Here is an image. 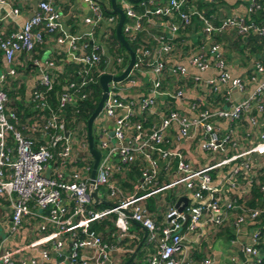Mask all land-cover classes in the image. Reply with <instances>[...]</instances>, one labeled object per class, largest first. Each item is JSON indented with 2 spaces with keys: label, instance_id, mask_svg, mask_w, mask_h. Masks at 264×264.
<instances>
[{
  "label": "built area",
  "instance_id": "obj_1",
  "mask_svg": "<svg viewBox=\"0 0 264 264\" xmlns=\"http://www.w3.org/2000/svg\"><path fill=\"white\" fill-rule=\"evenodd\" d=\"M83 1L89 8L83 17L88 29L74 33L64 28L51 0H36L18 27L5 30L3 23L20 13V5L0 0V229L4 232L0 264H118L116 253L127 250L124 244L132 220L145 230L144 240L151 244L144 257L147 264H192L191 256L184 257L183 251H193L195 241L208 230L224 227L231 230L229 243L236 244L243 257L239 262L238 256H230V264L259 263L264 194L255 204L247 199L253 183L264 190V58L256 56L248 72L232 76L222 47L211 34L233 29L264 36V25L237 13L213 23L188 5L189 0H146L140 11L119 5L124 11L122 34L133 40L145 29L153 42L139 40L132 69L123 79L107 83L100 112L109 125L96 131L94 146L99 157L90 181L93 156L87 149L85 129L64 112L66 105L73 106L87 96L89 90L83 87L93 80L92 69L105 55V46L94 40L97 24L102 20L115 24L117 16H102L101 0ZM257 8V1L248 2L247 16ZM192 15L200 21L201 36L187 62L199 71L211 64L217 69L215 76L203 80L210 93H218L224 85V93L233 88L244 96L215 107L194 97L185 102L187 113L170 104L159 106L157 96L164 71L175 75V82L178 74H188L183 63L165 67L164 55L173 48V34L190 24ZM151 17L165 24L168 34L148 32L144 21ZM50 38L63 46L68 59L81 65L79 80L62 85L54 107L44 96L53 86L55 73L48 67H53L54 59L40 61L33 54L35 46ZM20 55L25 62L44 65L28 100L34 109H47L23 119L6 90L8 80L16 78L15 59ZM107 57L104 67L97 69L98 77L105 72L118 74L126 64L122 52L112 54V60ZM143 64L149 70L145 92L121 97L122 81H132L133 70ZM183 87L179 84L166 91L176 98L183 94ZM156 113L157 120L146 122ZM241 122L248 129H242ZM192 150L204 156V164H194ZM130 165L139 173L126 188L122 181ZM102 185L104 194L99 192ZM92 190L96 200L90 195ZM181 195L185 203L179 210L174 203ZM150 197L152 208L147 203ZM111 215L113 240L107 242L90 226ZM209 263L206 257L200 261Z\"/></svg>",
  "mask_w": 264,
  "mask_h": 264
},
{
  "label": "crops",
  "instance_id": "obj_2",
  "mask_svg": "<svg viewBox=\"0 0 264 264\" xmlns=\"http://www.w3.org/2000/svg\"><path fill=\"white\" fill-rule=\"evenodd\" d=\"M16 4L20 5V13L15 17L8 18L6 22L3 23L5 30H11L15 27H18L22 21L27 17V15L31 12V9L36 0H13ZM52 3L55 5L56 8L60 11V19L64 25V28L67 29L69 32L74 33H82L88 29V25L83 21V17L89 14V8L86 2L83 0H51ZM116 4L118 2L119 5H131L134 2H138L139 0H115ZM157 1V0H156ZM251 0H200L201 5L200 8L208 13L209 19L214 23L218 21L219 18L227 15L228 13H237L240 15H247L246 7L248 2ZM196 0H189L188 5H193ZM101 5L105 8H109V0H101ZM117 4V5H118ZM194 6V5H193ZM2 8L0 7V14L2 13ZM117 16V15H116ZM199 21V20H197ZM193 21L191 26L194 24L197 25L196 22ZM110 24L105 20L100 21L94 31V40L99 41L98 33L103 31V27L106 24ZM144 26L148 32H156L161 30L168 34V29L163 23H159L156 17H151L150 19H146L144 21ZM199 30H194L195 32H188L184 35L183 31L179 30L175 34H173L172 50L164 55V65L165 67H169L170 65L176 63H183L186 68L188 69V74L184 76H180L174 80L175 75L165 74L164 71V80L162 82V91L158 94V104L162 106L164 104H170L171 106L182 109V112L190 113V111L186 108V101L192 100L194 97H200L204 100L206 105L215 106H227L230 102H233L239 98L244 96L243 92H239L236 89L231 88L228 93H224L226 90V86L221 85L220 91L217 93L209 92L203 83V80L209 76H215L217 73V69L211 64L207 69L199 71L195 67L189 65L187 62V55L194 50L196 45L195 34L201 33L200 27H197ZM217 34L218 36H211V39L216 41L221 45L223 53H224V62L226 69L232 76L236 75H243L247 71H249L252 61L258 54L250 53V54H243L239 52V47L234 43V33L233 29H226L221 32H215L213 35ZM152 36L147 34V36H141L143 41L146 43L151 44L153 42ZM100 42V41H99ZM226 45V47H224ZM103 45L102 47H104ZM106 47V46H105ZM103 48V54L107 55L109 60H112L111 55L106 48ZM40 51L34 50L33 54L38 58L40 61L43 58L49 57L55 60L56 53L63 52V46L57 45L52 38L47 39L42 45H40ZM64 53V52H63ZM246 55H248L246 57ZM55 62V61H54ZM16 64V78L14 80H8V84L6 89H16L19 88L16 93L14 94V99L20 101L27 107H31L32 104L29 102L30 91L39 76V68H44V65L39 62V64H33L29 61L25 62L22 56H18L15 59ZM3 64L0 66L2 67ZM57 64L55 63L53 67H48L49 71L55 73L57 68ZM149 75V70L147 66H139L135 68L132 73V81L123 80L122 86L120 88L119 95L123 98L132 97L141 95L145 92L147 88V78ZM197 75L198 79L193 80L192 76ZM202 82V83H201ZM184 86V92L179 97H172L166 90L171 89L172 86L176 85ZM133 86L135 89L130 88ZM20 89H22L20 91ZM11 98V97H10ZM12 99V98H11ZM156 106V109L157 107ZM165 106V105H164ZM159 114H153L147 117L146 122H153L157 120ZM107 124H103L104 127H108L109 121H106ZM99 125V119L96 117L92 124V131L96 132ZM242 129H248V125L246 122L240 123ZM102 126V127H103ZM193 141V138H192ZM191 160L194 164L200 165L204 164L205 158L204 156H198L195 151L190 152ZM153 200V199H152ZM132 225L133 222H131ZM137 230L132 231L131 234L128 236L129 239L126 240V251L124 253H131V251L135 248L137 242L140 240L142 236V230L137 226ZM218 231H207L206 235L203 238H199L196 243L193 245L195 249L193 251H188L185 249L183 251V256L190 255L192 258V264H200L202 258L206 257L209 259V264H230L229 258L232 255L238 256L239 262L243 260V257L240 253V250L236 244H228L229 247L223 245V239L229 242V239L225 235L224 232L218 233ZM136 242V243H135ZM142 245V244H144ZM131 245V246H130ZM133 245V246H132ZM148 244L143 240L140 247L145 253L144 255L151 251L148 249ZM138 248V249H139ZM124 253H116V257L118 259V264L121 262V256ZM115 256V255H114Z\"/></svg>",
  "mask_w": 264,
  "mask_h": 264
},
{
  "label": "trees",
  "instance_id": "obj_3",
  "mask_svg": "<svg viewBox=\"0 0 264 264\" xmlns=\"http://www.w3.org/2000/svg\"><path fill=\"white\" fill-rule=\"evenodd\" d=\"M159 2H162L163 0H157ZM258 2L259 4V8L255 9L254 11H252L249 16L245 15L244 17L246 19H252L254 22H256L259 25H264V0H255ZM142 2H146V0H139L137 3L134 2L132 5L134 8L138 9L139 11L142 10ZM189 2V1H188ZM187 2V4H188ZM118 4V2H117ZM119 5V4H118ZM196 9L198 11H200L202 14H204L206 17L209 18L208 13L204 12L201 8V2L200 0H196V2L193 4ZM102 16L106 17L108 15H114L116 17V13H111L108 11L107 8L102 7ZM163 18V17H162ZM126 20V18H125ZM198 17L196 15H192L191 16V23L184 26V28L181 29V31H183L184 35L188 32H195L194 30H199L197 27H200V21ZM193 21H197L196 22V26L192 24ZM216 23V22H214ZM97 29V28H96ZM97 34H98V39L99 41L106 46L107 51L110 54H115V52H122L123 53V64H125L128 60V55L127 52L125 51V49L123 48V46L119 43V41L116 39L115 35H114V24H106L103 27V31L101 30L100 33H98V30H96ZM123 33V32H122ZM234 33V43L236 45H238L239 47V52H241L242 54L244 52H246L245 54H250V53H254V54H258L259 56L264 58V36L260 35L258 33L252 32V31H248L246 33H238L235 30H233ZM147 32L146 30H142L139 34L138 37L131 40L128 38V36H126L125 34H123V36L126 38L129 46L133 49V51L135 52V48L139 42V40L141 41L142 38L141 36H147ZM200 36L201 33L199 34H195V38H196V43H198L200 41ZM211 36H218L217 34L213 35L211 34ZM218 39H216L217 41ZM224 47H226V45H224ZM40 45L35 46V50H39L40 51ZM248 55H246L247 57ZM104 60H105V55H101V59L98 62V64L92 69V81L88 82V84L83 87L86 90H89V93L87 94V96L82 99L77 101V103L73 106L71 105H66L65 107V116L66 118H73V122H80L81 124L83 123V128L85 129V119L86 117L90 114V112L93 110L98 98H99V94H100V85L98 82V75H97V69H101L104 67ZM55 63L57 64V68L56 72H55V77H54V82H53V86L51 88V90H47L44 91V96H45V100L47 101V104L49 106L54 107L57 99H56V93L61 89L62 85L65 84L67 81L69 80H74V81H78L79 80V76L77 73L78 68L81 66L78 62H73L72 60L68 59L65 55V53L63 52H58L55 55ZM2 65L1 62V57H0V66ZM143 66H145L143 64ZM248 72V71H247ZM41 88V87H40ZM43 88V87H42ZM41 88V89H42ZM130 88L135 89L133 86H131ZM19 88L14 89H6L7 93L9 95V97H11V105L13 107L16 108V112L18 114V116L23 119L26 116H30L33 115V113H42V112H47V109H34L33 106H31L30 108L25 106L23 103H21L20 101H17L16 99H14V94L16 93V90H18ZM22 89H20L21 91ZM22 92V91H21ZM70 121V119L68 120ZM92 131V135H93ZM94 142V141H93ZM129 169L126 172V180L122 181V184L124 185V187L129 188L132 181H135L137 179V174L139 173L137 168H135L134 166L130 165L128 167ZM262 179V177H261ZM264 194V190L261 191L258 189L257 185L255 183H253L252 188H251V192H250V196L247 199V203L249 204H255L260 198L261 196ZM241 198L239 197L238 200H240ZM147 203H148V207L152 208V197L147 199ZM113 215L107 217V218H102L99 221H94L93 224L90 226V229L94 230L96 233H99L101 235V237L107 241V242H111L113 240V237H111V233L114 231L113 228V224L111 221V217ZM259 225L262 226L263 232H262V238L260 240V243L258 244V251L260 254V261L257 264H264V215H262ZM222 233L224 232L225 235L227 236V238L232 237L231 234V230L224 227V228H220L218 233ZM145 241V240H144ZM136 243V242H135ZM144 246V244H142ZM131 246V245H130ZM133 246V245H132ZM142 248V247H141ZM139 248L135 257L128 263V264H147L144 261V251ZM129 253H124L121 256V262L119 264H122L129 256Z\"/></svg>",
  "mask_w": 264,
  "mask_h": 264
},
{
  "label": "water",
  "instance_id": "obj_4",
  "mask_svg": "<svg viewBox=\"0 0 264 264\" xmlns=\"http://www.w3.org/2000/svg\"><path fill=\"white\" fill-rule=\"evenodd\" d=\"M108 11L111 13H116L117 15V18L114 24V35L116 39L119 41V43L123 46L125 51L127 52L128 60L126 64L124 65L123 69L118 74H110V73L105 72V73L100 74L98 77V82L101 88L99 98L93 110L90 112V114L85 119V136H86V141H87V149L90 152V154H92L93 156V160H92V164H91V168L89 172L90 181L92 180L94 176L96 164H97L98 157H99V151L95 148L94 142H93L92 124H93L94 119H96L97 115L100 113L102 102H103V99L107 91V83L111 80L119 81L123 79L126 76V74L132 69L133 63L136 58L133 49L129 46L126 38L123 36L122 31H121V24L124 19V11L122 7L117 5L115 0H109ZM90 195L94 198V200L97 199V195L94 190L90 192ZM180 201H182L181 204H179ZM103 202L106 203V201H103ZM184 203H185V196L181 195L175 201L174 205L180 210ZM132 222L133 224L139 226L136 221L132 220ZM141 230H142V236L140 240L137 242L135 248L131 251L128 258L122 264H128L135 257L138 251V248L143 242L145 234H146L143 228H141Z\"/></svg>",
  "mask_w": 264,
  "mask_h": 264
},
{
  "label": "rangeland",
  "instance_id": "obj_5",
  "mask_svg": "<svg viewBox=\"0 0 264 264\" xmlns=\"http://www.w3.org/2000/svg\"><path fill=\"white\" fill-rule=\"evenodd\" d=\"M97 117L99 119V125H98L97 129L99 130V129L102 128L103 124H107L106 121H107L108 118L104 115L103 112H100L97 115ZM82 124L80 126H82ZM92 136H93V141L96 144L97 141H98V135L96 134V132H93V135ZM47 172H48L47 170L44 171V174L47 175ZM104 189H105V186H103V185L102 186H99V192H100V194H104ZM97 207H103V205H98ZM0 217H1V206H0ZM135 230H137V227L135 225H132L131 222L129 221L128 231L129 232H132V231H135ZM3 236H4V232H3V230L0 229V237H3ZM222 243H223L224 246H226V248H227V246L229 247V245H228L229 242L227 240H224L223 239V242ZM147 247H148V249H151V244L147 245Z\"/></svg>",
  "mask_w": 264,
  "mask_h": 264
}]
</instances>
